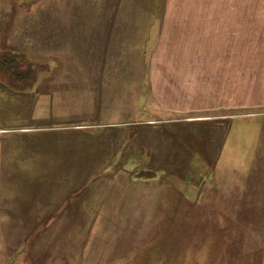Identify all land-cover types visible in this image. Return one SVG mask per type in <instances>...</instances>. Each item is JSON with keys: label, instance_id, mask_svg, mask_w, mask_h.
Masks as SVG:
<instances>
[{"label": "rangeland", "instance_id": "1", "mask_svg": "<svg viewBox=\"0 0 264 264\" xmlns=\"http://www.w3.org/2000/svg\"><path fill=\"white\" fill-rule=\"evenodd\" d=\"M159 1L0 0V264H264V90L160 106Z\"/></svg>", "mask_w": 264, "mask_h": 264}, {"label": "crops", "instance_id": "2", "mask_svg": "<svg viewBox=\"0 0 264 264\" xmlns=\"http://www.w3.org/2000/svg\"><path fill=\"white\" fill-rule=\"evenodd\" d=\"M148 10L155 20L149 33L157 45L148 56L147 72L160 106L180 112L190 99L198 107L191 111L237 108L246 73H253V82L264 90V51L258 48L264 41V3L160 0ZM107 19L110 27L118 22ZM248 43L253 48L246 53ZM250 64L252 71L246 70Z\"/></svg>", "mask_w": 264, "mask_h": 264}, {"label": "trees", "instance_id": "3", "mask_svg": "<svg viewBox=\"0 0 264 264\" xmlns=\"http://www.w3.org/2000/svg\"><path fill=\"white\" fill-rule=\"evenodd\" d=\"M14 52L9 53V51H4L0 53V74H5L7 72L6 68L12 65L13 63H19L20 54H15ZM23 58V57H22ZM18 59V60H17Z\"/></svg>", "mask_w": 264, "mask_h": 264}]
</instances>
